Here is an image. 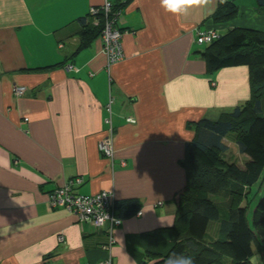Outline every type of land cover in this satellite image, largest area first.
<instances>
[{
  "label": "crops",
  "instance_id": "1",
  "mask_svg": "<svg viewBox=\"0 0 264 264\" xmlns=\"http://www.w3.org/2000/svg\"><path fill=\"white\" fill-rule=\"evenodd\" d=\"M107 1L125 3L123 57L110 65L101 36L78 49V18ZM235 1V17L218 22L221 0L183 15L160 0H0V264H139L138 234L175 221L188 124L252 95L248 66L208 73L195 49L199 31L264 30L256 0ZM110 135L112 156L100 148ZM76 177L77 193L142 203L112 245L104 228L51 205L49 194Z\"/></svg>",
  "mask_w": 264,
  "mask_h": 264
},
{
  "label": "trees",
  "instance_id": "2",
  "mask_svg": "<svg viewBox=\"0 0 264 264\" xmlns=\"http://www.w3.org/2000/svg\"><path fill=\"white\" fill-rule=\"evenodd\" d=\"M256 3L264 12V0ZM123 5L112 2L109 14L100 7L79 17L83 28L78 49L101 36L106 20ZM238 10L235 0H221L212 17L226 22ZM216 31L219 36L209 42L198 43L196 37L198 46L206 44L196 51L203 55L208 73L246 65L252 95L217 117L188 124L194 136L181 160L186 182L174 200L175 221L138 234L141 253L134 250V255L139 264H165L174 255L191 257L194 264H256L255 258L264 264V30ZM114 207L122 219L138 213L142 203L138 198H122L115 200Z\"/></svg>",
  "mask_w": 264,
  "mask_h": 264
},
{
  "label": "built area",
  "instance_id": "3",
  "mask_svg": "<svg viewBox=\"0 0 264 264\" xmlns=\"http://www.w3.org/2000/svg\"><path fill=\"white\" fill-rule=\"evenodd\" d=\"M106 12L111 11L112 2L107 1L102 6ZM98 8H92L91 12H97ZM119 12H112L111 17L106 20L105 28L101 38L103 41V49L107 56L108 64L115 63L123 57V49L121 39L124 29L119 28L115 23ZM218 32L213 29L199 31L197 35L198 43L209 42L213 38L218 37ZM26 91L25 86L17 88V94H23ZM112 136L110 135L100 143L101 150L107 154L113 155ZM81 177H76L68 181L64 186L53 190L50 194V203L52 206H63L70 213L78 217L79 221H91L99 228H104L109 237L108 245L115 242L114 229L122 222V219L115 215L114 202L116 200L114 192L110 190H101L93 194H80L73 190V184L81 182ZM158 204H162L160 201ZM138 213H141L139 211ZM104 264H113L108 259Z\"/></svg>",
  "mask_w": 264,
  "mask_h": 264
},
{
  "label": "clouds",
  "instance_id": "4",
  "mask_svg": "<svg viewBox=\"0 0 264 264\" xmlns=\"http://www.w3.org/2000/svg\"><path fill=\"white\" fill-rule=\"evenodd\" d=\"M209 3V0H160V6L165 12L172 13L174 15L187 14L189 9L194 6H205ZM130 123H135L134 118H129ZM165 264H194L191 257L188 256H171Z\"/></svg>",
  "mask_w": 264,
  "mask_h": 264
},
{
  "label": "rangeland",
  "instance_id": "5",
  "mask_svg": "<svg viewBox=\"0 0 264 264\" xmlns=\"http://www.w3.org/2000/svg\"><path fill=\"white\" fill-rule=\"evenodd\" d=\"M198 46V45H197ZM205 46H206V44H204V45H199L198 47H200V48H205ZM195 49H197L196 47H195ZM233 147V146H232ZM233 150H234V152H237V149L235 148V146L233 147ZM254 262H256V264H258V262H257V258H255V261Z\"/></svg>",
  "mask_w": 264,
  "mask_h": 264
}]
</instances>
